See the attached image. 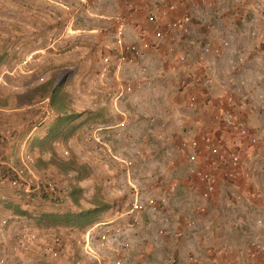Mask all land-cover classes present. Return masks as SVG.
<instances>
[{"label":"rangeland","instance_id":"rangeland-1","mask_svg":"<svg viewBox=\"0 0 264 264\" xmlns=\"http://www.w3.org/2000/svg\"><path fill=\"white\" fill-rule=\"evenodd\" d=\"M63 1L58 4L66 18V11L70 12L67 6L75 2ZM45 2L48 11L43 19L39 12L40 0H0V264H116L118 260L120 264H172L174 258L181 264L185 258L191 260L198 243L197 233L208 226L211 201L224 202L222 194L228 187L226 181L221 182L217 193L207 200L206 211H199L198 205L204 201L193 172L197 165L177 148L183 138L198 136L199 132L192 134L193 127L180 122L187 114L174 94L180 90L179 82L173 77V92H167L169 87L163 84L151 85L146 78H143L146 80L143 88L136 86L137 79L129 75L136 70L132 66L151 48L138 61L121 67H116L114 59L106 61L116 42L117 28L109 32V45L104 49L95 45L84 49L64 44L53 48L59 54L57 61L50 58L51 51L37 53L35 48L39 45L33 40L35 29L28 26H67L64 19L57 22L52 19L50 11L58 4L54 0ZM75 18L79 25L96 21L80 11ZM25 30V36L32 39L29 44L23 41ZM151 33L148 31L149 36ZM44 54L48 55L45 61L40 59ZM87 56L101 62H86ZM257 58L247 65V75H240L245 80L244 93L249 88L254 94V97L248 95L247 100L255 105V112L247 117L262 146L257 152L246 140L243 143L244 162L251 168L259 165L255 156L264 152V59ZM122 67L124 77L115 75L117 68ZM140 69L147 76L162 78L156 70L149 71L148 65ZM194 69L190 68L189 76ZM51 74L57 78L50 84L48 81L52 78L45 81L43 94L48 95L51 85L59 81L63 96L58 105L71 114L72 135L67 140L62 137L55 140L39 138V134L26 141L27 121L39 124L42 120L38 117V108L27 110L26 107L32 99H39L41 91L30 96L27 90ZM193 86L185 84L183 89L187 95ZM260 94L263 97L259 98ZM120 121L123 123L118 127H106ZM211 126L200 133H214L225 144L234 140V130L215 122ZM89 129L105 133L106 142L89 140L86 137ZM49 181L53 182L54 189L48 185ZM173 183L177 185L174 192L169 191ZM41 187L60 193L61 197L56 203L42 200ZM136 191L144 200L151 196L161 205L156 213H151L147 206L139 214L138 224L128 228L126 224L132 215L127 211ZM60 203L69 210H97L98 221L61 228L65 236L78 238L104 221L107 223L94 230L110 227L113 242L97 249L96 257L75 240L58 256L39 252L38 238L52 230L46 227L49 220L41 214L58 209ZM24 232L35 235L28 247H22L20 242Z\"/></svg>","mask_w":264,"mask_h":264},{"label":"crops","instance_id":"crops-1","mask_svg":"<svg viewBox=\"0 0 264 264\" xmlns=\"http://www.w3.org/2000/svg\"><path fill=\"white\" fill-rule=\"evenodd\" d=\"M59 1L64 2L54 0L56 4ZM69 1L75 4L70 3L67 6L70 12L65 10L68 13L66 18L62 15L59 4L53 5V10L50 11L53 14V21L64 19V24L67 26H28L35 29L33 40L39 45L35 51H51L50 58L53 61H57L59 57V54L54 53L53 48L58 49L64 44H67V47L77 46L84 49L92 45L101 49L106 48L109 45V32H115L119 18L129 14L128 6L123 0H67ZM40 2L42 3L39 12L45 19L48 8L45 7V0ZM128 2L133 9L131 16L126 17L127 41H134L143 31L152 32L153 26L147 20V15L150 13L156 14L162 20L166 30V36L158 47L151 48L144 58L132 66L136 70L129 75L137 79L136 86L143 88L146 83L143 78H146L151 85L159 87L158 84H163L164 87H169L167 92H173L175 90L172 89V81L173 77H176L180 90L174 94H177L178 102L187 114L180 122L185 121V125L192 126V134L195 132L200 134L203 129L212 128L215 109L222 103L225 89L232 87L231 81L240 79L241 74L246 76L249 69L247 65L257 57L264 59V0H194L193 2L129 0ZM59 11L61 14H58ZM78 11L88 18L94 17L95 23L79 25L75 18ZM186 12L190 13L192 22L189 33L183 34L180 30L170 27L169 23ZM110 19L115 20V23L113 24ZM26 31L25 34L23 33V41L29 44L32 39L25 36ZM252 32H255V36ZM208 45L212 50L206 51ZM214 48H218L219 51L214 52ZM67 53L71 54V51L68 50ZM47 54L40 56V59L47 60ZM180 54L189 56L184 64L178 59ZM84 59L93 64L101 62L100 60L96 62L91 56ZM196 63L199 64L197 72L202 75L208 74L210 81L201 82L196 80L194 75L189 76L188 71ZM144 65H148L149 71L152 68L159 72L162 78L157 79L150 74L147 76L140 69ZM232 66H237L238 69L233 70ZM122 68H117L115 75L124 77L125 70L123 68L121 71ZM102 74L105 75V71ZM51 75L36 85L39 86L51 78L53 83V78L57 76ZM58 83L57 80L51 85L48 95L43 94L41 90L38 100L32 99V102H28L27 110L38 108V117L42 120L39 124L31 123V120L27 121L26 130L24 129L26 141L35 139V135L40 134L38 137L42 138L48 134L49 123L56 117L51 96L61 89ZM187 83L196 85L190 88V92L198 97L196 104L190 103L183 89ZM33 87L27 90V93ZM248 89H245L246 94L236 96L239 105L237 109L243 116H250L246 109L250 104L247 100L249 95L247 93L250 90ZM122 123L123 121H120L106 127H118ZM86 137L89 140L99 139L106 142L105 133H96L92 129H89ZM255 157L259 159L257 161L259 165L252 166L250 180L228 181L226 184L228 188L222 194L224 202L211 201L209 206L211 214L206 219L209 222L208 226L197 233L198 243L193 248L194 255H191V260L185 258L184 262H180L181 264H264V152ZM238 195L242 198L238 199ZM60 206L58 207L60 211L68 209L62 204ZM182 242L183 240L180 244Z\"/></svg>","mask_w":264,"mask_h":264},{"label":"built area","instance_id":"built-area-1","mask_svg":"<svg viewBox=\"0 0 264 264\" xmlns=\"http://www.w3.org/2000/svg\"><path fill=\"white\" fill-rule=\"evenodd\" d=\"M123 1H125L128 6L129 14H125L119 18L116 42L112 51L105 57L106 61L114 59L116 67H121L127 62L138 61L146 50L158 46V43L166 36V30L162 20L156 14L150 13L148 14V21L153 26L150 36L148 35V32L143 31L137 36V40L130 42L127 41L126 17L131 16V10L133 7L129 4V0ZM184 1L193 2L194 0ZM191 21V15L186 12L170 21L169 26L180 30L183 34H188ZM252 35L255 36V32H252ZM210 50H212V47L209 45L206 46V51ZM213 51L218 52L219 50L218 48H214ZM188 58L189 56L187 54H180L178 56V59L183 61L182 63L187 62ZM194 67L199 68V64L196 63ZM197 68L196 70L194 69L192 73V75L195 76V79L205 82L210 81V76L208 74L202 75L198 73ZM232 69L237 70L238 67L232 66ZM231 85L232 87H227L225 89L224 95L222 96V103L217 105L213 118L215 123H219V125L235 131V135H233L234 140L231 142L228 141L229 143L225 144V141H219L214 133H200L198 136L195 135L183 138L177 146L178 150L184 153L191 162H194L197 165L193 168V172L196 174L200 187V198L204 201L198 205V209L201 212L206 211L207 200L217 193L221 182L239 179L244 181L250 180L252 169L251 166H247L244 162L243 143L245 140L248 145L253 147L257 152L262 148L260 138L256 132L251 129L248 117L243 116L241 111H238L237 109L239 105H237L236 96L238 94H246L243 90L245 80L243 78L236 79L231 81ZM128 88L131 87L129 86ZM248 92L250 96L254 95L253 93H250V91ZM250 96H247V98ZM188 97L191 104H196L198 101V97L193 93H190ZM261 97H263V94L259 95V98ZM263 106L264 102L262 103V107ZM246 109L249 114H252L255 112V105L249 104ZM204 156H207V158H204ZM48 185L54 189L52 181H49ZM176 187V183L171 184L169 186V191H176ZM237 197L238 199L242 198L240 195ZM147 198L144 200L142 194L140 195L138 191L135 192L131 207L127 211V214H131L132 217L130 222L126 224V227H135L139 222V214L145 211L147 206L151 208V213L159 212L158 210L161 202H158L151 196ZM105 223L107 222H99L86 230L82 236L72 239L65 236L61 228H52L48 233H45L38 238L37 241L41 242L38 245L39 252L47 256L55 257L59 254L65 253L70 248V241L75 240L82 245L87 253L96 257L98 254L97 249L104 248L105 245H110L113 242V238L111 237V234H109V231H111L110 227L101 231L94 230L98 225ZM34 237L35 235L24 232V234L20 236L22 247H28L29 244H33ZM120 263L121 260L116 262V264ZM172 264H177L175 258L172 260Z\"/></svg>","mask_w":264,"mask_h":264},{"label":"trees","instance_id":"trees-1","mask_svg":"<svg viewBox=\"0 0 264 264\" xmlns=\"http://www.w3.org/2000/svg\"><path fill=\"white\" fill-rule=\"evenodd\" d=\"M52 81H48L50 84ZM47 83H43L39 86L33 88L29 93L30 96H33L38 91L44 90L46 88ZM61 88V86H59ZM55 91V90H54ZM56 92V91H55ZM54 92V93H55ZM63 89L61 88L57 91V94H53L51 97V101L53 106L56 109V117L50 123L49 132L45 136L44 139H55L58 140L60 137L65 138L67 140L72 135V131L70 130V122H71V114L65 110V107H59V102L62 101ZM58 102V103H57ZM63 140V139H62ZM35 166H37L35 162ZM39 191V196L42 200L53 201L56 203L58 199L61 197L60 193H53L46 187H41ZM56 199V200H55ZM55 200V201H54ZM97 210L96 208L75 211V210H64L60 211L56 210H48L41 214L42 218L49 220V224L46 227L52 228H69L71 225H81L86 226L93 221L97 220ZM101 221V220H99Z\"/></svg>","mask_w":264,"mask_h":264}]
</instances>
